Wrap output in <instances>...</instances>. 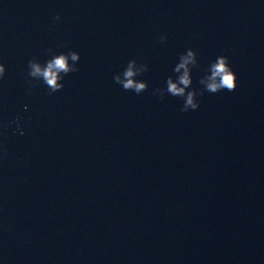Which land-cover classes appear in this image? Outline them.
<instances>
[{
  "label": "water",
  "instance_id": "obj_1",
  "mask_svg": "<svg viewBox=\"0 0 264 264\" xmlns=\"http://www.w3.org/2000/svg\"><path fill=\"white\" fill-rule=\"evenodd\" d=\"M189 48L182 112L153 89ZM218 55L235 91L199 82ZM0 63V264H264V0H0Z\"/></svg>",
  "mask_w": 264,
  "mask_h": 264
},
{
  "label": "clouds",
  "instance_id": "obj_2",
  "mask_svg": "<svg viewBox=\"0 0 264 264\" xmlns=\"http://www.w3.org/2000/svg\"><path fill=\"white\" fill-rule=\"evenodd\" d=\"M60 19L59 14L55 17ZM166 39L165 36L161 40ZM80 59V55L76 51L69 53H60L54 55L46 65H41L39 62L29 61V76L42 79L52 92L59 91L63 88L60 81L63 77L61 73L68 74L78 71L76 62ZM71 61V63H69ZM198 63L196 51L192 48L186 50L179 57V62L176 64L174 71L178 75L174 78L169 76L165 81V87L153 89V95L159 96L161 99L165 95L179 97L183 100V106L180 109L182 112L189 110L195 111L199 109L200 102L195 89H190L192 84V68ZM142 71H147V65L137 66L135 60L129 61L126 69L114 77L116 83L120 84L126 91H134L137 95L144 92L148 88L146 81H137L134 77ZM206 74L200 79V84L203 85L204 91L208 93H218L223 90L229 92L235 91L238 87V76L232 68L229 58L225 55L216 56L215 60L205 70ZM210 74H207L209 73ZM6 73V67L0 63V79H3ZM30 91V90H29Z\"/></svg>",
  "mask_w": 264,
  "mask_h": 264
}]
</instances>
